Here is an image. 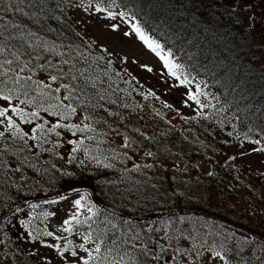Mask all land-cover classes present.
Segmentation results:
<instances>
[{
    "label": "trees",
    "instance_id": "1",
    "mask_svg": "<svg viewBox=\"0 0 264 264\" xmlns=\"http://www.w3.org/2000/svg\"><path fill=\"white\" fill-rule=\"evenodd\" d=\"M83 6L125 13L114 18L132 20L165 52H172L182 66L181 78L189 80L181 84L175 77L179 86L189 99L196 93L206 105L201 109L190 99L200 109L197 123L173 120L170 107L152 105L158 101L121 61L79 27L72 9ZM234 11L231 0H22L2 14L0 43L6 50L0 62L13 63L4 64L11 71L0 76V82L13 89L14 97L19 93L10 103L23 100L25 91L29 97L38 96L31 81L13 83L21 62L33 67L50 60L65 73L71 68L62 79L46 83L53 88L70 84L78 99L64 100L68 92L61 88L48 94L44 106L55 104L53 97L59 96L76 108L62 123L83 127L80 120L89 117L92 130L76 131L74 137L82 139L80 147L91 148L103 167L93 172L75 164L77 158L67 152L65 156L52 133L43 151L32 140L28 147L18 137L0 141L1 263L50 264L35 245L49 237L41 212L53 199L77 190L91 194L97 208L95 218L77 227L92 238L87 243L97 257L93 264H187L196 260L195 248L199 255L221 253L218 258L224 264H264V229L222 196L255 206L264 192V176L245 171L240 153L229 148L230 141L237 149L250 144L264 149V20L254 18L244 26L238 15L233 17ZM65 60L68 64L62 63ZM39 74L48 72L25 69L21 76L40 80ZM41 118L50 122L48 126L60 119L42 110ZM133 162L139 165L133 167ZM24 208L34 212L25 213ZM193 212L213 222L180 218ZM222 224L249 238L229 237ZM159 226L183 242H159ZM97 243L99 254L94 251Z\"/></svg>",
    "mask_w": 264,
    "mask_h": 264
},
{
    "label": "rangeland",
    "instance_id": "2",
    "mask_svg": "<svg viewBox=\"0 0 264 264\" xmlns=\"http://www.w3.org/2000/svg\"><path fill=\"white\" fill-rule=\"evenodd\" d=\"M231 7L235 10L233 17L238 15L241 18L243 25L247 26L249 23L256 18L259 21L264 20V0H251L250 3L244 0H231ZM78 25L83 29L85 34L94 39L100 45L105 46L109 49L112 55L121 61L123 68L128 70V74L133 76L135 80L141 85L142 89L150 94L151 97L156 99L158 102L153 103L154 107L168 106L170 111L169 116H172L173 120H188L190 122H196L199 119L200 109L198 106L192 102L188 97V92L183 87L179 86L176 78L168 72L164 65V62L157 56L147 45L139 39L138 34L134 32L131 24L123 19L108 17L107 13L97 12L89 8L76 7L72 9ZM232 17V16H231ZM118 25L117 29H113L112 25ZM126 32L132 33L131 35H125ZM147 65V67H143ZM151 69L149 71L148 69ZM40 78L46 77L44 74H39ZM45 82H48L46 80ZM142 99L141 96H139ZM2 99H0V104H2ZM16 104V102H13ZM20 107L26 108V110L31 111L28 107L24 105H19ZM17 122L20 123L21 127L25 130H29L35 125V123H43V118L37 121H33L31 125H25L19 118L15 117ZM81 124H88L87 120H80ZM197 123V122H196ZM61 135L57 136L55 132L52 133L53 139L60 145L62 153L66 156L76 157L74 160L75 164H79L83 169L91 170L93 172L98 171L103 166L98 163L96 159H93L94 155L91 153V148L80 147L78 150L76 144H71L69 140H82L80 138L74 137L75 132L68 129H57ZM31 135V133H30ZM52 138V137H51ZM95 136H92V140ZM8 139L7 135L4 140ZM3 141V140H0ZM229 148L235 152H239L240 162L245 171L255 172L257 174L264 176V151H253V145H242L241 148H236L235 143L229 141ZM65 152V153H64ZM81 155V158L78 156ZM83 161V163H81ZM116 163H119L116 161ZM139 165V162L131 163V166ZM201 169H208L207 166H201ZM217 196L222 194V190H216ZM91 195V194H90ZM86 191H75L70 194H65L64 196L53 199L55 203H48L45 209L42 210L41 215L43 217V223L45 224L47 231L52 232V237H46L44 241L36 243L38 251L41 256L47 259L50 264H64L63 262H69L70 264H82V261H78L77 258L71 256L72 249L77 250L81 256L87 257L88 253L84 251V248L91 250L92 247L84 241L85 234L81 233L78 228V224L84 221H88L95 218L97 215V208L95 207V200ZM223 196V199L229 201V205H234L236 210L240 212H245L252 224L256 227L264 229V192L262 197L258 199L257 205L252 206L250 203H245L243 201H235L230 199L228 196ZM62 197H64L62 199ZM83 198V199H81ZM76 200H81L82 206H77L75 204ZM91 209V211H89ZM23 212L33 213L32 208H24ZM75 214L80 223L72 221V231L66 232L64 228L68 225L64 224V221L70 219L71 216ZM181 219L196 221L200 220L201 223H212L213 220L205 218L199 215L197 212L191 214H182ZM150 228V225H147ZM221 228L226 230V235L229 237L238 235L239 238H249V234L243 233L235 228L229 227L227 224H222ZM218 233L221 230H217ZM264 233V232H263ZM157 239L161 243H171L180 245L183 239H178V235L169 232L165 227L159 226L156 229ZM60 237V239H57ZM71 241V244L68 242ZM84 244V248H80V245ZM59 245L60 247H56ZM187 248L188 245L185 244ZM191 247V244H189ZM60 248H66L68 251L62 256L60 254ZM196 249V260L187 261V264H224L218 257H214L209 254L199 255L198 249ZM0 264H3L0 262ZM6 264V263H4ZM89 264H93L89 261Z\"/></svg>",
    "mask_w": 264,
    "mask_h": 264
},
{
    "label": "snow or ice",
    "instance_id": "3",
    "mask_svg": "<svg viewBox=\"0 0 264 264\" xmlns=\"http://www.w3.org/2000/svg\"><path fill=\"white\" fill-rule=\"evenodd\" d=\"M22 0H0V20H3V13L4 12H11L13 11V5H18L21 3ZM16 11H21L18 7L16 8ZM95 11L101 12L105 11L107 13L108 17H115L117 15L124 16L125 13H118L108 10L107 8H100L97 6L95 8ZM134 19V18H133ZM131 24L132 29L136 34H138L139 39L142 40L149 49H151L157 56L160 57V59L164 62L165 67L167 68L168 72L171 73L173 77H176L181 84L189 83V80L185 78H181V74L179 73V69L182 67L180 64L176 63L172 59V52L169 50L165 52V49L161 43L158 41L152 39L141 26H139L136 23H133L132 20L128 21ZM8 24L13 27H19L18 25L11 24V22H8ZM119 26L113 24L112 28L117 29ZM5 28L4 23H0V41L4 39L3 36V30ZM132 33L126 32L125 35H131ZM10 38V37H9ZM5 46L3 43H0V53H3L5 51ZM107 51V50H105ZM16 60H19V56H14ZM37 60L40 59V57H36ZM7 63L8 65H11L13 63L12 60H7L4 62H0V76H4L7 72L11 71V69H5L4 64ZM22 67H19V70L15 73V79L13 83H19L21 80H24L25 82L31 81L32 84L36 85V88L34 89L35 92L38 93L37 97H29L28 92H24V99L19 100L18 103L13 104L9 103L14 98H18L19 93H16L15 97L13 94V89L8 88L6 85H3L2 82H0V99H2V104H0V140H4L7 137H18L22 142L24 147H28V140H32L36 143L34 146L37 148H40L41 151H43V143L46 142V138L48 133L55 132L57 136L61 135L60 132L57 131V129H68L70 131L76 132H84V131H91V126L89 124H84L83 127H81L80 124H70V123H62L61 120H67L69 117H71L73 114L76 113V108L69 104H65L63 100L60 99L59 96H54L53 99L56 100L55 104L49 103L47 107L44 106L45 98L48 96L49 93H59L61 88L67 90L68 95L64 97V100H71V99H78V97H74L75 88H72L70 84H60L58 87L53 88L52 84L46 83V80H50L52 82H56L60 79H62L66 74H70L72 69L69 68L68 73H65L63 67L60 66V64H53L50 60L46 63H39L34 65L33 67H29L30 62H21ZM63 64H68V61H62ZM143 67H147V65H144ZM27 69L29 72H34L36 69L41 70L42 72H48V75L40 80H33L31 75L21 76V73H23ZM151 71V69H148ZM54 73V74H53ZM69 78L71 80H76L77 77L75 75H69ZM45 90H48L47 92ZM151 95H154V93H150ZM190 99L193 101H196V103L199 105L201 109L206 107L205 104L201 103L198 99V96L196 93H192L190 95ZM25 104V105H34V110L28 111L24 107H20L19 105ZM41 110L44 113H49L51 111V115L53 117H59L60 119H57L55 123H51V126L49 125L48 120H44L43 123H35L33 127H31L29 130H25L21 127L20 123L17 122V119L13 117L12 114H15V117L19 118L20 121H22L25 125H31L33 124V121H37L42 119L41 118ZM85 120L89 119L88 116L84 117ZM31 133V135H30ZM71 144H76L77 149H74V151L78 150L79 144L83 143L82 140H69L68 141ZM256 143H259V141H256ZM5 148L8 147V145L5 143ZM124 147H127V142L125 143ZM264 149H253V151H262ZM4 151L0 149V156H3ZM147 155L151 156L153 153H147ZM95 159V157H93ZM98 163H101L100 161H97ZM83 163V161H81ZM106 167L110 165H105ZM139 167V166H137ZM148 167H151V165H148ZM18 170V169H17ZM64 197H62L63 199ZM83 199V198H81ZM51 203H55V201H51ZM75 204L77 206L81 205V200H76ZM17 211H20V209H17ZM91 211V209H89ZM72 221H76L77 223H80V221L77 219V216L73 214L70 219H67L64 221L65 225H68V227L64 228V231L71 232L72 231ZM48 236H52V232L47 233ZM57 239H60V237H57ZM90 235L84 236V241L89 242L91 241ZM71 244V241L68 242ZM102 243V241L100 242ZM100 243H97L95 247V253L99 254L101 251ZM56 247H60L59 245H56ZM80 248H84V244L80 245ZM68 251L66 248H60V254L63 256L65 252ZM84 251L88 253L87 257L81 256L80 253L72 249L71 256L74 258H77L78 261H82V264H89V261L96 260L97 257L93 256L91 254V250L84 248ZM221 253L217 252L216 256H220ZM103 259V258H101Z\"/></svg>",
    "mask_w": 264,
    "mask_h": 264
}]
</instances>
